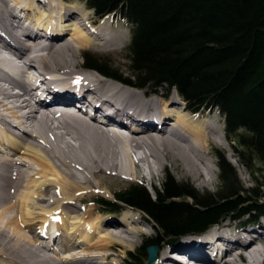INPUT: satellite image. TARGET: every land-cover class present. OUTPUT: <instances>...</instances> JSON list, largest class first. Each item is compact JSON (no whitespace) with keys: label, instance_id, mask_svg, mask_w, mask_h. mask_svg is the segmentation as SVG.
<instances>
[{"label":"bare ground","instance_id":"6f19581e","mask_svg":"<svg viewBox=\"0 0 264 264\" xmlns=\"http://www.w3.org/2000/svg\"><path fill=\"white\" fill-rule=\"evenodd\" d=\"M107 20L93 25L62 0H0V264H123L117 258L136 246L144 220L124 210L105 214L114 221L104 218L97 203L85 202L101 187L94 180L140 173L152 182L168 160L203 178L204 167L211 172L207 135L228 147L217 120L192 114L179 97L165 100L87 68L90 74L82 73L81 49L115 41ZM86 103L94 109L89 117ZM228 221L172 243L197 263L173 261L164 247L151 264H257L264 224Z\"/></svg>","mask_w":264,"mask_h":264},{"label":"trees","instance_id":"16d2710c","mask_svg":"<svg viewBox=\"0 0 264 264\" xmlns=\"http://www.w3.org/2000/svg\"><path fill=\"white\" fill-rule=\"evenodd\" d=\"M82 1L98 17L115 13L130 26L128 71L83 52L88 70L141 92L175 91L192 111H218L235 156L254 180L242 186L225 152L215 150L214 193L179 181L166 169L153 197L139 183L114 191L113 200L95 197L103 212L117 213L123 203L151 219L144 216L154 233L128 252L134 262L138 254L144 260L128 264H144L147 246L175 243L227 218L264 220V0ZM148 87L167 92L141 89Z\"/></svg>","mask_w":264,"mask_h":264},{"label":"rangeland","instance_id":"374dc122","mask_svg":"<svg viewBox=\"0 0 264 264\" xmlns=\"http://www.w3.org/2000/svg\"><path fill=\"white\" fill-rule=\"evenodd\" d=\"M66 5L70 6L72 9L74 10H77V9H81V12H84V14H87L89 16V19H90V22L94 25H98L100 26L101 22L99 20L96 19V16L92 13V10L88 11L87 8L85 7V5L83 4L82 1L80 0H62ZM111 19L113 20L114 23L111 24V21L107 20V22L109 24H111L112 27H110L109 29V33H110V36H115V39L117 38L116 35L113 32V28H120V29H117L115 30L114 32L117 31V33H123L125 29V25L122 24L120 21H118L117 19H115V17H111ZM98 22V23H97ZM102 25V24H101ZM108 28L110 25H107ZM97 29V28H96ZM70 31H68L67 34H65L66 36L69 34ZM129 35V34H128ZM127 37V38H126ZM70 38V37H68ZM128 39H129V36H127L126 34L124 35V37L122 39H120L117 43H113L111 44L109 47H106V48H102V47H93V48H89V49H81L77 55V63L82 67V73L84 74H90V72L88 71H85L87 69H85L83 67V65L81 64L82 63V52L83 51H87L88 53L92 54V55H95L97 57H100V58H103L105 61H107L112 68L116 69L117 71L119 72H127L128 71V60L126 59V52H127V49H126V44L128 43ZM92 71V70H91ZM61 72V71H60ZM93 72V71H92ZM96 73V72H94ZM97 75V74H96ZM125 75V74H123ZM119 86V84L117 85ZM145 90H150L152 89L151 87H148V88H143ZM158 91L160 92H166L165 89H159ZM142 93V92H141ZM161 94H164V93H161ZM167 96L168 97H173L171 98V101L172 100H176L178 99L177 95L175 94L174 91H171L169 92V95L167 93ZM180 100V99H179ZM150 102H154L152 100H149ZM180 110V108H178ZM198 114H200L203 118H206L205 120H213V119H216L217 122H218V125L219 127L222 128L223 130V122H222V118L216 113V112H208V111H205V110H201V111H198L197 112ZM201 118V117H200ZM172 122V120H171ZM170 123V122H169ZM29 125V124H27ZM167 128H170V126H168ZM209 138H208V142H209V147L207 149V151L205 152V157L208 161V163H210L209 165L211 166L210 167V174H209V171H208V168H203V178L200 177V178H194L193 176L189 175L185 169H183V167L179 166V164H174L172 163V161H164V168L163 169H160L159 172L156 173L155 175V179H153L152 182L146 180V179H143L139 174H138V177L135 179V180H121L119 178H114V177H111L112 175L108 174V173H105V174H101L102 176L99 177L98 179H95L94 180V183L96 181L100 182L101 184V187H97V186H94L93 188L90 189V191H88V196H87V200H85L86 203H94L93 202V198L95 196H102L106 199H113V192L120 189V188H123L129 184H131L132 182H136V183H139V184H142L143 186H145V188L148 190L149 194L153 197L156 190H158L160 188V184H161V181L164 177V172L166 169H168L170 171V173L175 177V179L179 180V181H188V182H191L196 188H198L199 190L201 191H209V192H216L217 189L219 188V179H218V168H217V165H216V156H215V150H222L225 152V155L227 157V159L233 164V166L235 167L236 171H237V174H238V177L241 181V185L244 186V187H250L253 185L254 183V180H253V176L251 174V172L249 171V169L246 168L245 165H243L239 159L235 156L233 150H232V147H233V144H231L230 141L227 140V138L224 136V140H226V142L228 143V147H224V146H221V145H217L213 140H212V136L211 135H207ZM139 171V170H138ZM148 168L147 166H143V172L148 174ZM99 172V171H98ZM97 172V173H98ZM140 172V171H139ZM140 176V177H139ZM209 177H211L213 179V184L211 185H208V184H205L204 183V180L205 179H208ZM155 190V191H154ZM98 207L99 205L96 204ZM120 206L121 207H124V213H127V214H130L134 219H136L137 221H142L141 219L144 220V224H142L139 228L141 230H144V234H140V238L138 239L137 241V244L135 247L133 248H130L128 249L127 251L122 252L121 250V253L120 254H125V256L123 258H117V259H120L123 264H126L127 260L130 262H133V263H136V262H139L143 259V257L138 254V261L134 262V260L130 259V258H127V253L129 251H133L134 249L137 250L138 247H140L141 243H142V240H143V237L145 236H149L151 234L154 233V229L153 227H151V225H147L146 224V221H145V215L143 213H141L140 211L138 213L134 212L131 214L130 210L132 209H129L125 204L123 203H120ZM100 208V207H99ZM101 210V208H100ZM134 210V209H133ZM135 211V210H134ZM103 212V211H102ZM133 212V211H132ZM105 214H110V215H116V216H119L121 215V213H118V214H113V213H105L104 212V218H111V220L114 221V217L113 216H108V215H105ZM14 215V214H13ZM234 220H245V217H240L238 219H234ZM230 221H232L230 219ZM225 222H229L227 219ZM224 222V223H225ZM241 222V221H240ZM243 222V221H242ZM222 223V225L224 224ZM264 224V220H260V222L258 223H250V224ZM243 224V223H242ZM241 224V225H242ZM57 246L55 245L54 248H56ZM57 249V248H56ZM118 249H120V247H117L115 249V251H118ZM136 253V252H135ZM264 254V253H263ZM56 255V254H55ZM57 255L61 256V251H59L57 253ZM123 256V255H121ZM263 256V255H262ZM115 261V263H120V260H117ZM229 261H232V259H230ZM237 264H249V263H252L250 261H244V260H237ZM264 262L260 263V258L257 262V264H263ZM253 264H256V263H253Z\"/></svg>","mask_w":264,"mask_h":264},{"label":"water","instance_id":"95a60500","mask_svg":"<svg viewBox=\"0 0 264 264\" xmlns=\"http://www.w3.org/2000/svg\"><path fill=\"white\" fill-rule=\"evenodd\" d=\"M148 260L145 264H151L157 259V247L156 246H148Z\"/></svg>","mask_w":264,"mask_h":264}]
</instances>
